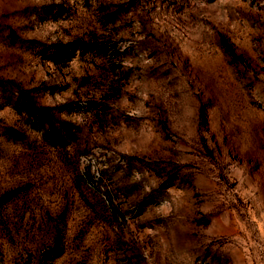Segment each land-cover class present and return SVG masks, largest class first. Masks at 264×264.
<instances>
[{
  "label": "rangeland",
  "instance_id": "374dc122",
  "mask_svg": "<svg viewBox=\"0 0 264 264\" xmlns=\"http://www.w3.org/2000/svg\"><path fill=\"white\" fill-rule=\"evenodd\" d=\"M0 264H264V0H0Z\"/></svg>",
  "mask_w": 264,
  "mask_h": 264
}]
</instances>
